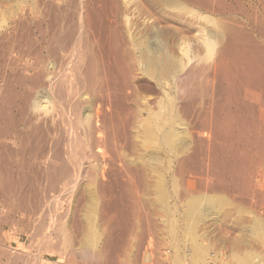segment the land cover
<instances>
[{"label": "rangeland", "instance_id": "1", "mask_svg": "<svg viewBox=\"0 0 264 264\" xmlns=\"http://www.w3.org/2000/svg\"><path fill=\"white\" fill-rule=\"evenodd\" d=\"M40 3H41L40 4L41 6H39L38 11H35L33 6H32V0H0V108H1V110H4V113H5L3 115L4 117L3 116L0 117V123H1V125H0V128H1L0 129V164L2 165V166L0 165V167H2L5 172L7 171L10 174V176L12 173L13 174L12 176L15 180L17 178H19V179L23 178V180L17 179L18 183L20 182V184H18L17 181L13 180V182H11L9 185V187L11 188L9 191H1L2 185L0 184V264H33V263L34 264H45V262H46V264H49V263H51V264H59V263L60 264H66L65 263L66 258H63L62 255L64 252H62V251L67 250L70 252L71 247L70 248L69 247L67 248L66 246L63 247L64 244H63L62 240L64 238L63 237L64 235H60V234L67 232L66 233L67 235L69 234V236L71 235L73 238L76 239L75 241H74V239H72L75 242V243L73 242V244L76 246L80 245L82 240H83V234L86 235L88 233V231H90V223H89L88 218H92L94 220L93 224H94V227L96 230V237L97 238L95 237L94 240L91 241V243H90V249L95 253V255L91 256V253L87 255L84 252H80L78 250H75L76 253H74V256H76L75 259H76V262L78 264H93V263L95 264L96 262L98 263L99 259L96 256L97 252H99V250H101V248L104 247V244L107 241L106 239L109 237H111L112 241H111V239H110V241L113 243V244H111V247H113L111 252L113 251L112 254H113L114 260L109 262V263L106 262L105 264H143V258L142 257H143L144 249H145V246L147 245V243H149V246H151L153 249V254H152L153 264H164L165 262H166V264H172V263H175V264H178V263L179 264H186V263L191 264L190 263L191 257L193 256L194 250L196 249V247H195L196 243L195 242L197 241V239H198L197 242H199L200 247L202 248L201 250H203L206 254H208V256H211L212 254L214 256H216L217 254L222 253V255H221L222 258L220 257L222 260L219 259V261H218L220 264H239L237 258L235 257V254H237V255H243L244 254V255H248V256L250 255L249 256L250 260H252L251 264H263L264 263L263 262L264 261V244L262 243L263 241L259 240L260 237L256 234L257 231L254 228L257 223H259V225L262 228L264 226V198L261 195H259V193L261 192V189L259 187V182L256 180V177H255V171L257 170V167L255 166L256 168H254L253 163L250 164L251 161H247V164H245V165L249 166L248 167L249 169L247 167L243 169V167H245V165L244 166L239 165L240 162L238 164H236L234 162L233 158L229 154H228L229 156L228 155L224 156L226 154H223V153L222 154L219 153L221 156L219 155L216 157V159L219 161V163H214L215 159L213 157H210V155H209V151H211L209 146H211V144H214L217 142L221 143V141H223L222 143H224V145H226L228 143V141L225 139L224 136H223L224 138H220V135H221V137L223 135L221 133L218 135H215L218 130L214 131L215 130V129H213L214 125L212 127V124L211 125L207 124L208 125L207 126L203 123L204 121H202L204 119V116L202 117V115H204L205 111H206V109H204V108L207 107V109H208L209 104L211 106L214 102L219 101L218 98L220 96L218 91H217V89L219 88V85H218L219 83L217 80L219 78L216 79L217 82L215 81V84L218 83L217 84L218 86L214 84L217 89L213 85H208L209 80L212 79L210 81L211 83H209V84H212V82L215 78V75H214L215 73H213V72H215L214 71L215 64L220 60V57H221L222 43L219 42V41H221V38H219L220 37L219 35H218L219 37L216 36V38H213L217 42V46H216V51H215L216 53H214V56H213V59L211 60V63L209 64L208 63L209 61L207 63H206V61L202 62V60H200L199 58L196 57L190 62L189 66H187L188 68H186L187 71H189V72H191V71L193 73L197 72L195 74V76L196 75L197 76H196V78H194L195 81L193 80L194 83H192V81H189V82H191L192 85L188 82L189 88L187 87L188 89H186V91L189 94H187V95L184 94L185 95L184 97L182 95H179L175 98V100H177L175 102V109L177 108L176 113L178 115V119H177V121L175 120V122L172 124L176 128L175 129L176 130L175 135H174L175 137H173V140H172V142H175L174 145L171 144L172 142L166 143L163 140H161V135L158 134L161 131L154 124L155 122L150 123V125L152 126V128H151L152 133L155 131L154 132L155 135H153L152 133L148 132V126L147 125H149V123H147L143 119L139 120V117H135L138 114V112L136 113L135 111L140 110L141 107L146 104V103L144 104V102H148L147 104H151L150 106L154 110L158 109V106L155 103L162 96V92H163L160 89L159 85L157 84L156 80L153 77H151L150 74H146L147 72H144L142 69H139L138 67H136L133 70L134 73L131 72L132 75L131 74H130L131 76L129 75V79L130 78L133 79V80L130 79L132 82L129 80V82H131L130 86L132 87V89H134L133 91H135L134 92L135 94H134L130 88V90L132 92L131 96H135V95L136 96L133 97L134 100L132 99V97H130V100L133 102L129 103L128 102L129 100H128L126 103V106H127L126 109L129 111L130 110L129 108H131L130 111H133V112H130V111L129 112L132 115L136 114V115H133L134 121L132 123L133 119L131 118V120H129L130 122L126 124L125 129H124V130H126L125 131L126 133H123V135H125V137L120 136L121 137L120 141H119V138H116L117 141L114 140L112 137L113 135H111V137H110V140H111L110 143L111 144L110 145L111 146L114 145L115 149H111V148H113L111 146H110V148H105V150L108 149V153L106 152L107 150L105 151L107 154L104 152V155L106 154L105 158H107V159L101 157V159L102 160L105 159L104 161H106V162L109 161L111 163L114 161L112 164H109L108 162L107 163L103 162V164H106L105 167H107L108 169L104 168V167L103 168L105 170L106 177L109 179L108 176H110L111 182L116 183V184L113 183V185L116 188V192L117 191L118 192L116 193L114 190V193L110 194L111 196L110 195H107L109 197L105 196L107 198H105L104 196L101 197L102 195H99V194H101L100 191L98 190L99 188L98 189L95 188L96 185L94 187H92L93 185L91 184L90 179H88L89 178L88 175L86 176V174H85V173H88L86 169L88 168V164H90L89 159L83 160L84 164L82 165L83 173H84L83 177L85 178V176H86V179L88 182L82 177L81 181H83V182L85 181V182L81 183V181H80L81 184H80V186H78L79 192L76 191L77 190V188H76V189H74L76 192L74 190L70 191L73 194L72 193L69 194L70 192L65 193L67 191H64L60 184H58L56 186V188L59 187L58 190L62 188L61 190H59L60 192H58L57 189L51 190L49 192L46 190V180L43 177L46 175V173H45L46 170H45L44 165H45V162L48 161L47 160L48 156L50 158V155H51L50 148L52 146V142L55 140L54 139L55 136L58 139V137H57L58 132H59V134L64 133V131L67 130L66 129L67 126L65 123H63L61 121L62 118L66 119V117L63 115L62 107L59 103H57V101L52 99V102L54 101L55 106H53L54 104L52 102H50L51 103L50 109L52 106L55 108L58 105L57 110H56V108L53 109V107H52L51 113L49 112L50 115L47 114L48 112L47 113L44 111L42 112L41 110H40L41 112H39L38 110H35V108H33L34 101L39 100L41 98L40 96L49 92L48 90L51 88V87L49 88V86H48L49 82H48V80H46V76H44L45 75L44 73H46L49 70V63H50V59H48L46 50L44 49V51H43V48H45V46L48 42V39H45V41H44L45 37H44V35L42 36L40 28L42 29L43 34L46 33L47 31H50V35H52L55 30H57L59 27H61V25L59 26L58 24H55L54 26H52L51 24L49 25L48 20L50 19V14L53 15L51 12L52 10L49 9L43 1H40ZM228 3L230 5V7H232L231 9L233 12H231V13L229 12L227 14L220 15L217 13L215 14V13L207 12V14H209L211 17H214L216 19L215 20L216 23H214L216 26L214 24H209V26L215 30H219L220 35H221V33L223 34L224 25L222 24V22L227 21V22H223L225 25H227V23L229 21H231V19H228L229 17L234 18V16L237 15V17L240 18L241 15L238 13L239 12L238 8H239L240 3H242L240 6L243 9L245 7L244 11H246L248 13V15L246 14L247 16L244 15L241 17L242 19L239 20L240 22H242L241 25L245 26L244 24H246L247 27L251 28L254 35H255L256 40L257 41L259 40L260 42L263 43L264 34L262 32V30H263L262 28L264 26L262 25V23L264 24V21H263V19H264V0H228ZM242 5H244V6H242ZM177 7L178 6H176V8H175V27L176 28L182 27V25H186L187 22H185V19H187V17H189V16H187V14H185L184 10H182V9L179 10V7H178V9H177ZM67 10H68V7H67ZM165 10H169V9L166 8ZM32 11H33V13H32ZM66 14L68 17L69 13H66ZM248 16L253 18V23L256 21L255 25L251 26L252 23L251 24L247 23V20H248L247 17ZM222 17L225 19L227 18V19L221 20ZM233 18H232V20H233ZM133 20H134V17H133ZM217 20H219V21H217ZM66 21L67 20H65V23L63 24L64 27H66V25L68 27V24H66L67 23ZM74 21H76V20H74ZM243 22H245V23H243ZM231 24L232 23L229 22L228 27ZM238 24H240V23H238ZM222 25H223V27H222ZM36 26L37 27L40 26V28H37ZM55 26H57V27H55ZM195 26H196V24L194 25V27ZM19 27H20V29H19ZM64 27L63 28L61 27V29H64ZM256 28H259V29H256ZM65 30H66V28H65ZM51 31H53V32L51 33ZM185 34H182V35L185 36ZM186 35L191 37V39L193 38L192 34L187 33ZM223 35H222V37H224ZM75 36L76 37H74V39L78 40V42H79L78 44H80L79 35L77 34ZM259 37H260V39H259ZM66 40L67 41H65V42H68L70 45H71L70 41L71 40L74 41L73 38L72 39L69 38ZM175 42H177V40ZM82 44L83 43L80 44V47H81V50L84 51L83 46H85V45L84 44L82 45ZM9 45H10V47H9ZM220 47H221V49H220ZM175 48H176V53H177V51H178L177 45H175ZM41 51H43V52H41ZM41 54H43V55H41ZM45 55H46V57H45ZM176 55H178V53ZM36 58H39V61H41V62L43 61V63H44V64H42V63L40 64L38 62L39 66H37V69L41 68L40 70L42 72L47 70L46 72L43 73V82L38 84V85H36L33 80H28V79L21 80L20 79V76H23V75H25L27 77L33 75L34 70L32 69V65L36 62ZM198 59H199V61L197 62ZM204 63H205V65H204ZM40 65H42L43 67L45 66L46 70H44L45 68L43 69V67ZM75 65H74L75 67L73 65H71L68 68L69 69L68 71L71 72V74L69 73V77L70 76L73 77V79L70 80V81H72V83L70 84V81L68 83V84H70L69 87L72 86L73 82L76 80L77 75H75V74H78V72H80L79 68H77V64H75ZM191 65L194 68L193 67L191 68ZM200 65L201 66L203 65V66L201 67ZM73 67L75 69L76 68L77 69L75 70V69H73ZM203 67H205L207 69H204ZM59 69H61V68L56 69L55 74L53 76V78H54L53 80H55L56 78L58 79V76H60L61 73H63L61 70L59 71ZM81 70H83L82 71V73H83L84 69H81ZM136 70H138V72ZM197 70L201 71V72L199 73ZM12 71H13V73H12ZM15 71H16V73H15ZM20 73H22V75ZM58 73L60 75H58ZM199 74H200V79L198 80ZM55 75H57V76H55ZM150 78H151V80H150ZM165 79L163 80V82H167V84H169L170 82L172 83L171 78H165ZM9 80H10V82H9ZM15 80H17V81H15ZM77 80H78V78H77ZM77 80L74 83H78ZM202 80H203V82H202ZM5 81H8L9 83L6 82V84L8 83L6 85ZM23 81L24 82L26 81V82L24 83ZM46 81H47V83H46ZM168 81H169V83H168ZM22 82H23V84H22ZM195 82L197 83V87H194V86H196ZM31 83H32V85H31ZM193 84H195V85L193 86ZM198 84L200 85V88H199ZM23 85H24V87H23ZM157 85H158V87H157ZM205 85H207V86H205ZM241 85H243V84H241ZM241 85H240V87H242ZM73 86L74 87H72V88H76V87L78 88V84L76 86L74 84ZM169 86H167V87H169ZM208 86H210V87H208ZM84 88L79 89L80 93L83 92V90H84L85 93L83 92L84 93L83 96H80V94H78L79 99L77 96L74 98L78 99L77 101L81 102L82 105L84 103L85 104L84 108H87L88 106H91V107L93 106L92 108L95 109L96 104H94V101L91 99L92 98L91 95H93L94 92L89 87H86L85 89ZM196 88H197V91L193 90ZM210 88L211 89L214 88L212 90L214 93L210 92V90H211ZM243 88L245 90V87H243ZM190 89H191V91H190ZM240 89H242V88H240ZM198 90L201 92V95H200V92ZM242 90L240 91L239 96L241 97V99L243 98V100H244L245 99L243 96L244 92H242ZM45 91H47V92H45ZM87 91H88V93H87ZM194 91L197 94L194 93ZM190 92H192L194 97H192L193 95L190 94ZM137 93H138V95H137ZM139 93H141V94H139ZM208 93H211L213 95L212 96L209 95L210 96L209 97L208 95H206ZM222 94H223V89H222ZM87 95H88V97H87ZM89 95H90V97H89ZM215 95H217V98ZM180 96H182L181 99L179 98ZM196 96L198 97L197 99H196ZM145 97H146V99H144ZM200 97L202 98V100ZM204 97H207V98H204ZM74 98H73V100H75ZM80 98H81V100H80ZM155 98H156V100H155ZM262 98L260 99L261 101H259L258 103H254L256 111H260V106H261L260 102H263ZM87 99H89V100H87ZM186 99L188 100V102L187 101L183 102ZM213 99H214V101H213ZM9 100H11V104H9L10 103ZM142 100H143L144 105H142V103H140ZM196 100H197V102H196ZM204 100H205V102H204ZM83 101H85V102H83ZM136 101L139 102L140 107L138 105V102H136ZM244 101L246 102V100H244ZM89 102H91V103H89ZM189 103H191V104H189ZM132 105L134 106L135 109L132 108L133 107ZM185 105H187L188 107L186 106V108H185ZM232 106H234V105H232ZM258 108H259V110H258ZM232 109L234 110L235 108H232ZM203 110H204V112H203ZM6 111L9 112V114ZM52 112H54V113H52ZM57 112L59 114H57ZM192 112H193V114H192ZM202 112H203V114H202ZM51 114H53L54 116L56 114V116L59 117V119H57V117H54V116L51 117ZM68 115H69V117H73L70 113H68L67 116ZM60 117H61V119H60ZM1 119H3V122ZM56 119L58 120V122L60 120V122L57 123ZM10 120H11V123L13 125L8 124L10 122ZM180 120H182V121H180ZM14 121H15V125H14ZM53 121H55V122H53ZM5 122L7 125L5 124ZM141 122L142 123L146 122V123H144L145 125H142ZM22 123H24V124H22ZM54 123L55 124L57 123L56 124V125H58V126H56L57 128L55 127ZM128 124H130L129 128H128ZM183 124H185V125H183ZM213 124H215V123H213ZM52 125L54 128L57 129L56 131H55V129H53V127H51ZM4 126H7L8 128L4 127ZM62 126H65V128ZM162 126H163V128H165L166 126L169 127L171 125L169 123H166V125H164V123H163ZM162 126H161V128H162ZM59 127H61V129ZM3 128H5V129H3ZM6 128L8 129L9 133H8ZM42 128H43V130H42ZM58 128L60 129V131H58ZM156 129L158 132L156 131ZM221 129L222 128L219 129L218 133L221 132ZM1 131H2V133H1ZM3 131H6V133H8V134H6ZM10 131H11V133H10ZM12 131H13V133H12ZM14 132L18 133V134H15ZM4 133L6 135H4ZM28 133L29 134L31 133L32 135L30 134L28 136ZM128 133L131 137L129 135H127ZM147 133L151 134L152 136L148 135ZM17 135H19V137ZM185 136H187V137H185ZM123 137L125 139H123ZM26 138H27V140L23 141V139H26ZM43 138L45 141L43 140ZM223 139H225V140H223ZM122 140L123 141L125 140L124 142L128 143V144H125ZM112 141H114V144H112ZM121 141H122L123 146L120 144V146H121L120 147V146H118L117 143L118 142L121 143ZM224 141L225 142L227 141V143H225ZM210 142H212V143L210 144ZM208 143L210 145H208ZM39 144H41V145H39ZM129 144H130V146H128ZM125 145H126V147H125ZM116 147H117V149L119 148L120 150H123V151L121 152V151H119V149L117 150ZM122 148H124L126 152ZM197 149H198V151H196ZM30 151H32V153ZM109 151H113V152L111 153ZM234 151L237 153L239 151V147L235 146ZM119 152H121V153H119ZM193 155H194V157H193ZM249 155H250V157L254 156V153L252 150H249ZM100 156L101 155L99 154V158H100ZM114 156L116 157L115 160L113 159ZM123 156H124V158H123ZM126 156H127V158H126ZM156 156H158V157H156ZM111 157H113V158L110 159ZM219 157H221V159H219ZM121 158L124 159L125 165H122L124 163H123V160ZM3 159L7 160L8 163H10V164H8V163L6 164L7 161L4 162ZM117 159L119 162H117ZM187 159H189V160H187ZM211 159H213V161ZM223 159L227 162V164L222 162V161H224ZM209 160H210V162H209ZM220 160H221V163H220ZM38 161H40V162H38ZM115 161L117 163H115ZM125 161L126 162L128 161V163H129V161L132 162L131 163L132 165H129L132 167H129ZM2 162H3V164H2ZM7 165L8 166L11 165V166H9V168H8ZM109 165L112 167L111 170L115 171V172H112L111 174L109 173V172H111V170H110L111 167L110 168L108 167ZM114 165H118V167L119 166H121V167H119L120 168L119 169L117 166H114ZM113 166L115 167V169ZM6 167H7V170H6ZM124 167H126V168H124ZM132 168H133L134 172L131 171ZM137 168H140L138 170L139 172L142 170V168H143V171H141V173H139L136 171ZM253 169L254 170L256 169V170L254 171ZM0 170H1V168H0ZM40 170H42V172ZM122 171L124 173H122V175H121L120 172H122ZM126 171L129 174L130 173L131 174L127 175L128 173ZM244 171L245 172L247 171V173L245 174ZM116 172H118V173L116 174ZM134 173H136L138 175L144 173L145 174L144 179H143V175H142V177L140 175L137 178V175ZM248 173L250 174L249 175L250 178H248V175H247ZM22 174H23V176H22ZM114 174L116 176L119 174L120 176L118 175L116 178V176H114ZM124 174L126 176H124ZM19 175H21V176H19ZM36 175H38L39 178ZM35 176H36V180H38V179L39 180L37 181L36 184H33L36 181L34 179ZM41 176H42V178H40ZM129 176L131 178H129ZM25 177L29 178V179L31 178V179L30 180L27 179V182H26ZM125 177L126 178L128 177V179H125ZM135 178H137V180ZM116 179H117L118 183L116 182ZM122 179H124L125 181L127 180V182H130L131 179L134 181V179H135V181H134L135 183L131 181L132 183L127 184ZM138 179L140 181L142 179L145 181L143 182V180H142L140 182ZM147 180H149V181H147ZM122 181H124V183L126 185L122 184ZM21 182H22V184H21ZM30 182H33V183H30ZM89 182H90V185L88 184ZM248 182H249V184L246 185V183H248ZM141 183L143 185H141ZM221 183H223L224 186L222 187L223 189L219 188L220 189V191H219L220 193H219L218 190H216L215 188H217L219 186L221 187L222 186ZM86 184L89 185L88 186L89 189H88V187L85 188V186H87ZM121 184L123 187L125 185V187H124L125 190H121ZM137 184H139V185H137ZM213 184L214 185L216 184L217 187L214 186L215 188H212L213 186H211V185H213ZM128 185L130 188L127 187ZM132 186H134V187H132ZM140 186H141V188H140ZM126 187L128 188V190H126L127 189ZM82 188H84V190H85V191L83 190V192L81 193V195L83 196L82 199L84 198L83 200H81L80 199L81 197L79 196L80 192L82 191ZM254 188H256L258 190L253 191V190H255ZM211 189H212V191H211ZM213 189L216 190V193L218 194V196H219V194H220V196L222 195V197L224 196L223 198L226 201V202L223 201V203L218 204V207H216L217 205L215 206L208 201L207 196L212 195V192H213V195H217V194H215V191ZM249 189L250 190L252 189V192H250ZM86 190H89V191H86ZM161 190L164 192H162ZM248 190H249V192H248ZM90 191H92L95 194V198H96V200H94L95 201L94 206L96 205L95 209L93 207H91L93 205L91 202H93V201H90V199H91L89 197L91 194ZM97 191H99L98 192L99 194L97 193ZM124 191H127V193L125 192L127 194L126 196H125ZM129 191L130 192L132 191V192L130 193ZM3 192H5V193H3ZM63 192L65 195L62 194ZM85 192H86V194H85ZM135 192H137V193H135ZM245 193H247V194H245ZM25 194L28 198L25 196ZM74 194L77 197H75ZM112 194H117L116 197L119 196V197H117L118 199L116 197H112ZM158 194H159V196H158ZM84 195L85 196L89 195V196L85 197ZM122 195H123V198H122ZM200 195L203 198H207L206 200H204L205 202L202 201L203 198H201V197L198 198V196H200ZM97 196H98V198H97ZM113 196H115V195H113ZM128 196H130V197H128ZM181 196H182V198H181ZM196 196H197V198H196ZM88 197H89V199H88ZM75 198H77V199L79 198L80 200L76 201ZM110 198H112V199L114 198L112 201L116 200V202L118 204L115 205L116 202H114L115 204L112 205V207L111 206L109 207L108 206L109 204H107V202L109 203V200L111 201ZM45 199H47V200H45ZM48 199H50L49 201H51V203L48 201ZM98 199H100L101 202H99L100 200L97 201ZM24 200H25V202H24ZM87 200L89 203H87ZM102 200L103 201L107 200L106 202H104V205H103ZM194 201H195V203L199 202L196 205L199 204L198 206L202 207L203 216L201 217V219H199L197 221L195 234H193V237H191L190 233H189L190 234L189 235L188 232H184V231L186 230L185 227H187V224H188V223H186V221L188 222V219H186L187 218V215H186L187 212L186 211H188L189 207L191 206V204ZM17 202H18V204H17ZM78 202H79L80 206L78 205ZM207 202H209L207 204L208 207H206ZM26 203H28L30 206H27ZM95 203H97V204H95ZM224 203L225 204L227 203V204L225 205ZM155 204H157V205H155ZM202 204L204 205V207L202 206ZM209 204L213 205V207L210 206ZM15 206H17V207H15ZM72 206H76V208L78 207L79 209L78 208L77 209L80 211V212H78V214L79 213L80 214L77 215L78 216L77 218L80 219V221L83 223V225H82L83 229H82V232L80 234H79L80 231L75 232L73 227H71L73 220L72 221L68 220L70 218H68L66 220V217H64L65 219L63 218V220L62 219L60 220V224L62 223L61 221H63V223L65 224V227L67 226V229L69 227H71L72 231L70 229H68L70 231V233L67 229H66L67 231L65 230L64 232H61V233L59 232L60 234L58 232L56 233V231H59V230L61 231L62 228L54 229V227L53 228L49 227L48 224L46 223V228H44V231H41L42 233L39 232L37 234L38 231H36L37 229L35 228L36 224H35V222H34V224L31 222L35 221V219L40 214L43 215L42 214L43 212L47 213L48 216H52L51 214L52 213L54 214V212L58 213V214H60V213L64 214L65 213L64 211L67 210V208H70ZM209 206L211 209H207V208H209ZM22 207H24V209L25 208H27V209H25V211H24V209L22 210ZM101 207H102V209H101ZM20 208H21V210H20ZM92 208H93V211H92ZM114 208H115V211H114ZM31 209H33V210H31ZM216 209H217V211H216ZM38 212H40V213H38ZM32 213H33V215H32ZM81 214H82V216H81ZM18 215H19V217H18ZM32 216H34V217L31 218ZM20 217H21V219H24V220L21 221L19 219V221H18V218H20ZM12 219H14V220H12ZM26 220L27 221L30 220V221L26 222ZM6 221H8V222L5 223ZM24 223H28V224L25 225ZM67 224H69V225H67ZM28 225L31 227H29ZM172 225H174V226L172 227ZM32 226L35 229L34 228L32 229ZM47 226H48V228H47ZM28 228L30 229L29 231H27ZM49 228H50V230H49ZM33 230H35V231H33ZM71 232H73V234ZM40 233H41V235L42 234L45 235L44 236L45 242H44V240H42L43 236H41ZM35 234H37V235H35ZM55 234H59V235L56 236ZM74 234L76 237L73 236ZM38 235H39V238H37ZM50 235H51V237H50ZM54 236H56L57 238H55ZM2 237H3V239H2ZM49 237L50 238L53 237V239H51L52 241L49 240L50 239ZM40 238H42V239H40ZM58 238L61 239L59 242L57 241ZM251 238H253V239H251ZM192 239H194V241ZM53 240H54V242H53ZM77 240H78V243L80 242V244H78V243L76 244ZM37 241L39 242V244H40V242H41V244L43 243L44 246L40 245V246H43V248L40 247L39 245H36V244H38ZM48 241L52 242L54 245ZM56 241L59 244L56 243ZM220 241H224V242H220ZM246 241H248V242H246ZM44 243L45 244L47 243V244L45 245ZM252 244L253 245L255 244V247ZM61 245H62L63 250L60 248ZM45 246L48 249H46ZM38 247H40V250H38ZM58 247H59V249H58ZM49 248L50 249L53 248V249H51L52 252L50 251ZM65 248H67V249L64 250ZM165 250L169 251L166 256H164L162 254V252ZM59 252H62V254ZM214 253H217V254L215 255ZM223 258L224 259L228 258L227 259L228 263H225L226 259L224 261ZM32 260H34V261H32ZM42 260L45 262H43ZM13 261H16V262L13 263ZM25 261H27V262H25ZM82 261H85V262H82ZM79 262H81V263H79Z\"/></svg>", "mask_w": 264, "mask_h": 264}, {"label": "bare ground", "instance_id": "2", "mask_svg": "<svg viewBox=\"0 0 264 264\" xmlns=\"http://www.w3.org/2000/svg\"><path fill=\"white\" fill-rule=\"evenodd\" d=\"M40 1H43L46 4V6L52 10L51 12L53 15L50 14V19L48 20L49 25L51 24L52 26H54L55 24H58L59 26L61 25V27L63 28L64 27L63 24L65 23V20H67L66 24H68V27L66 25V27H64V29H61V27H59L57 30H55V31L53 30L54 33L52 35H50V31H47L46 33L43 34L40 26L39 27L36 26L37 28H40L42 36L44 35V37H45L44 41H45V39H48L46 46L44 45L45 48H43V51H44V49L46 50L48 59H50L49 70L47 71L46 67L45 66L43 67L42 65H40V66H42L43 69L45 68L44 70H46L47 72L44 71L43 69L42 70L46 73L42 72L40 70L41 68L37 69V66H39V63L40 64L41 63L44 64V63H43V61L42 62L39 61V58H36V62L32 65V69L34 70L33 75L28 76V77L25 75L20 76L21 80H26V79L33 80L34 83L36 85H38V84L43 82V73H44L45 74L44 76H46V80H48V82H49L48 86H49V88L51 87L50 88L51 90L48 88L49 92L45 91L47 93L40 96L41 98L39 100L34 101L33 108H35V110H38L39 112L44 111L46 113L48 112L47 114H49V112L51 113L52 107L55 106L54 101L52 102V99H53L61 105L62 113L66 117V119L62 118L61 121L66 124L67 130L64 131V133H60V134L58 132V136H57L58 139L56 138V136H55V138L53 137L55 140L52 142V146L50 148V151H51L50 158L48 156V159H47L48 161H46V162L44 161L45 162L44 167L46 170V172H45L46 175L43 177L46 180V190L48 192L51 190H56V189L58 190L59 187L56 188V186L58 184H60L62 186L64 191H67L65 193H68V192H70L76 188H77L76 191L79 192L78 186H80V184L83 182V181H81L82 177L84 176L82 165L84 164L83 160H85V159L90 160V164H88V168L87 169L85 168L88 173H85V174H86V176L88 175L89 178L88 177L87 178L90 179V182L93 185L92 187H94L96 185L95 188H97V189L99 188L98 190L100 191L101 194L98 193L99 191H97V193L99 195H102L101 197H103V196L105 197L107 195H110L111 193H114V190L116 192V188L113 185V183H115V182H113V183L111 182L110 176H108L109 179L106 177V173L104 170V168H107V167H105L106 164H103V162H106L104 160L107 159V158H105V156L108 153V149H106L107 150L106 151L105 148H110V146H111L110 145L111 144L110 143L111 135H113L112 137L116 141H117L116 138H119V141L121 140L120 136L125 137V135H123V133H126L125 132L126 130H124L126 124L130 122L129 120H131V118L133 119L132 123L134 121L133 115H136V114L132 115L130 113V112H133V111H130L131 108H129L130 112L126 109V107H127L126 103L128 100H129L128 101L129 103L133 102L130 100V97H132V99H133V97L136 96V95L131 96L132 92L134 93L135 91H133L134 89H132V87L130 86L131 82H132L130 79H132V78L129 79V75L131 74V72L134 73L133 70L136 67H138L139 69H142L144 72H147L146 74H150L151 77H153L156 80L157 84L159 85L160 89L163 92H162V96L155 103V104H157L158 109L154 110L150 106L151 104H147L148 102H144V104L146 103L144 105L143 100H142L140 103H142V105H144V106H142L141 109L138 111L134 110L136 113L138 112V114L135 117H139V120L143 119L144 121L149 123V125H147L149 133H152V129H151L152 126L150 125V123L155 122L154 124L161 131V132L159 131L160 133H158L161 135V140H163L166 143L172 142L173 137H175L174 135H175V131H176L175 130L176 128L172 124L175 122V120L177 121V119H178V115L176 113L177 108L175 109V102L177 100H175V98L179 95H182L184 97L185 95L189 94L186 91V89L189 88L188 82L192 81V83H194L193 80L197 76V75L195 76V74L197 72H194V73L192 71L189 72V71H187L186 68H188L187 66H189L190 62L196 57L199 58L200 60H202V62L206 61V63H207L209 61L208 63L210 64L211 60L213 59L214 53H216L215 51H216V46H217V42L213 38H216V36L219 35L220 37L219 36L218 37L221 38V41H219V42L222 43V46H221L222 49L220 47L221 57H220V60L215 64V68H214L215 72H213V73H215L214 74L215 78H214L212 84H209V83H211L210 81L212 80V79H210L208 82V85L215 86L219 83L218 84L219 88L217 89L216 86H215V88L217 89L220 96L218 98L219 101L214 102L211 106L208 103L209 108L208 109H207V107L204 108V109H206V111H205V114L202 115V117L204 116V119L202 121H204L203 123L205 125H207V124L211 125L212 124V127L214 125V127H213V129H215L214 131H217V130L219 131V129L222 128L221 132L218 133V131H217L215 135H218L220 133L223 134L222 137L220 135V138L225 137V139L228 141V143H227V141L226 142L224 141L225 143H227L226 145H224V143H222L223 141H221V143L217 142L214 144H211L212 142H210L211 146H209V147H210L211 151H209V155H210V157H213L215 159L214 163H219V161L216 159V157L220 155L219 153L226 154L224 156H227L229 154L233 158L234 162L236 164H238L240 162L239 165H241V166H244L245 164H247V161H251L250 164L253 163L254 168L257 167V170L255 169L256 171L254 169L253 170L255 171V177H256V180L259 182V187L261 189V192L259 193V195H261L264 198V40H263V43L260 42L259 40L257 41L252 29L247 27L246 24H244L245 26L241 25L242 22L239 21L240 19H242L241 17L246 15V14L248 15V13L246 11H244L245 7L243 9L240 6L242 3H240L239 8H238L239 9L238 13L241 15V17L239 18V17H237V15L234 16V18L229 17L228 19H231V21H229V22L232 23L231 25H229V27H228L229 22L227 23V25H225L223 22H227V21H223L222 24L224 25V28H223L224 29V31H223L224 35L222 33L220 35L219 30H215L209 26V24L216 23V21H215L216 19L214 17H211L209 14H207V12H211V13H215V14L217 13L220 15L227 14L229 12L230 13L233 12L231 9L232 7H230V5L228 3V0H32V6H33L35 11H38L39 6H41ZM175 5L179 7V10H181V9L184 10L185 14H187V16H189V17H187V19H185V22H187V24L182 25V27H178V28L175 27V8H176ZM242 6H244V5H242ZM67 7H68V10H67ZM178 7H177V9H178ZM166 8H168L169 10H165ZM32 13H33V11H32ZM66 13H69L68 17H67ZM133 17H134V20H133ZM232 18H233V20H232ZM224 19L225 18L222 17L221 20H224ZM247 19H248L247 23H249V24L252 23L251 26L255 25L256 21L253 23V18L248 16ZM74 20H76L78 23ZM217 21H219V20H217ZM263 21H264V19H263ZM238 23H240V24H238ZM243 23H245V22H243ZM195 24H196V26L194 27ZM223 25H222V27H223ZM262 25L264 26L263 23H262ZM55 27H57V26H55ZM65 28H66V30H65ZM19 29H20V27H19ZM256 29H259V28H256ZM262 29H263L262 32L264 34V27ZM53 31H51V33ZM76 33L79 35L80 44L83 43L85 45V46H83L84 51L81 50L80 44H78L79 43L78 40L74 39V37H76L75 35H77ZM185 33L186 34L187 33L192 34L193 38L191 39V37L187 36ZM182 34H185V36ZM222 35L224 37H222ZM69 38L70 39L73 38V40H74V41L69 40L71 45L68 42H65V41H67L66 39H69ZM259 39H260V37H259ZM176 40H177V42H175ZM175 45H177L178 55H176L177 53H176ZM9 47H10V45H9ZM43 51H41V52H43ZM41 55H43V54H41ZM45 57H46V55H45ZM199 59L197 60V62L199 61ZM75 64H77V68H79L80 72H78V74H75V75H77L76 80L78 78V80H77L78 83H74L76 81L75 80L73 82V85L75 84V86H76L78 84V88L77 87L72 88V87H74L73 85L69 87V85L72 83V81H70V80H72L73 77H71V76L69 77V73L71 74V72L68 71L69 70L68 68L71 65L74 66ZM204 65H205V63H204ZM74 67H73V69H75ZM192 67L193 66L191 65V68ZM58 68H61V69H59V71L61 70L63 73L60 72L61 75L58 73V75H60V76H58V79L55 77L56 79L53 80L54 79L53 76L55 74V71ZM203 68L207 69L205 67H203ZM81 69H84L83 73H82L83 70H81ZM136 71L138 72V70H136ZM198 72L200 73L201 71H198ZM12 73H13V71H12ZM15 73H16V71H15ZM20 74L22 75V73H20ZM55 76H57V75H55ZM165 78H171L172 83L171 82L169 83L170 80L168 81L169 84H167V82H163V80ZM217 78H219L217 80L218 83L215 84V81ZM199 79H200V74L198 76V80ZM129 80L131 82H129ZM150 80H151V78H150ZM15 81H17V80H15ZM69 81H70V84H68ZM6 82H8V81H5V84H6ZM9 82H10V80H9ZM23 82H22V84H23ZM202 82H203V80H202ZM46 83H47V81H46ZM189 83L191 84V82H189ZM241 84H243L244 86ZM24 85H23V87H24ZM31 85H32V83H31ZM158 85H157V87H158ZM194 85L195 84H193V86ZM240 85L242 87H240ZM167 86H169V87H167ZM198 86L200 88L199 84H198ZM205 86H207V85H205ZM84 87L85 88L89 87L94 92L93 95H91L92 94L91 92H90L91 94L90 93L89 94L91 95V97H92L91 99L94 101V104H96V106L94 105L96 107L95 109L92 108L93 106L92 107L88 106L87 108H84L85 104L83 103V105H82L81 102L77 101L79 99L78 94H80V96H83V94L85 93L83 89L82 90L84 93L83 92L80 93V91H79V89L84 88ZM194 87H197V83H196V86H194ZM208 87H210V86H208ZM243 87H245V90ZM130 88H131L132 92H131ZM240 88H242L244 91ZM213 89H211L210 92H213L212 91ZM222 89H223V94H222ZM193 90L197 91V88L193 89ZM241 90H242V92H244L243 96H244V98H245L244 100H246V102L243 100V98L241 99V97L239 96V93ZM190 91H191V89H190ZM87 93H88V91H87ZM194 93H196V92L194 91ZM139 94H141V93H139ZM190 94H192V92H190ZM90 95H89V97H90ZM137 95H138V93H137ZM200 95H201V92H200ZM206 95L212 96L213 94L208 93ZM217 95H215L216 98H217ZM76 96L78 97V99L74 98ZM182 96H180L179 98L181 99ZM197 96H196V99L198 98ZM87 97H88V95H87ZM192 97H194V95ZM73 98L76 101L73 100ZM204 98H207V97H204ZM261 98H262L263 102H260V104H261L260 111H256L254 103H258L259 101H261L260 100ZM144 99H146V97ZM80 100H81V98H80ZM87 100H89V99H87ZM155 100H156V98H155ZM201 100H202V98H201ZM138 101H136V102H138ZM186 101L188 102L187 99L183 102H186ZM213 101H214V99H213ZM9 102H10L9 104H11V100H9ZM50 102H52L54 104L53 106L51 105L52 106L51 109H50V104H51ZM83 102H85V101H83ZM196 102H197V100H196ZM204 102H205V100H204ZM89 103H91V102H89ZM189 104H191V103H189ZM138 105L140 107L139 102H138ZM232 105H234V106H232ZM57 106L55 107L56 110H57ZM186 106L187 105H185V108H186ZM55 108L53 107V109H55ZM132 108L135 109L134 106ZM232 108H235V109L233 110ZM0 110H1V108H0ZM258 110H259V108H258ZM203 112H204V110H203ZM203 112H202V114H203ZM7 113L9 114V112H7ZM52 113H54V112H52ZM68 113H70L73 117H69V115L67 116ZM4 114H5L4 110H1L0 111V117L3 116ZM57 114H59V113L57 112ZM192 114H193V112H192ZM52 116H54V115L51 114V117ZM54 117H57L56 114ZM57 119H59V117H57ZM60 119H61V117H60ZM1 120L3 122V119H1ZM15 121H14V125H15ZM180 121H182V120H180ZM53 122H55V121H53ZM59 122H60V120H59ZM59 122L57 120V123H59ZM146 122H144V123H146ZM144 123L141 122L142 125H145ZM163 123H164V125H166V123H169L171 126H169V127L166 126L167 128L166 127L163 128V126H162ZM213 123H215V124H213ZM5 124H6V122H5ZM8 124L13 125L11 123V120ZM22 124H24V123H22ZM56 124H55V127L58 126ZM0 125H1V123H0ZM183 125H185V124H183ZM129 126H130V124H128V128H129ZM161 126H162V128H161ZM4 127H7V126H4ZM51 127H53V125ZM62 127L65 128V126H62ZM56 128L53 127V129H55V131L57 130ZM59 128L61 129V127H59ZM59 128H58V131H60ZM3 129H5V128H3ZM42 130H43V128H42ZM7 131H8V129H7ZM156 131H157V129H156ZM3 132L6 133V131H3ZM154 132L152 133L153 135H155ZM1 133H2V131H1ZM5 133H4V135L8 134L9 131H8V133H6V134ZM10 133H11V131H10ZM12 133H13V131H12ZM15 134H18V133H15ZM30 134L28 133V136ZM127 135H129V133ZM148 135H151V134H148ZM17 136L19 137V135H17ZM124 137H123V139H125ZM185 137H187V136H185ZM225 139H223V140H225ZM24 140L26 141L27 138L23 139V141ZM43 140H44V138H43ZM122 141H121V143H119V142L117 143L118 146H120V144L122 145ZM174 143L175 142H172L171 144L174 145ZM112 144H114V141H112ZM125 144H128V143H125ZM210 144L208 143V145H210ZM39 145H41V144H39ZM128 146H130V144ZM235 146L239 147L240 152L238 151L236 153L234 151ZM111 147H113L111 149H115L114 145ZM125 147H126V145H125ZM116 149H117V147H116ZM122 149H124V148H122ZM249 150L253 151V153H254L253 157H250ZM119 151L122 152L123 150L119 149ZM124 151H125V149H124ZM196 151H198V149ZM30 152L32 153V151H30ZM104 152L106 153L105 155H104ZM109 152L112 153L113 151H109ZM121 152H119V153H121ZM99 154L101 155L100 158H99ZM101 157L105 158V159L102 160ZM156 157H158V156H156ZM193 157H194V155H193ZM112 158L113 157H111L110 159H112ZM123 158H124V156H123ZM126 158H127V156H126ZM113 159L115 160L116 157L114 156ZM219 159H221V157H219ZM122 160L124 163V159H122ZM187 160H189V159H187ZM211 160L213 161V159H211ZM5 161H7V160H4V162ZM224 161H222V162L227 164V162L226 161L224 162ZM38 162H40V161H38ZM107 162L109 164H112L114 161L111 163L109 161H107ZM117 162H119L118 159H117ZM117 162L115 161V163H117ZM209 162H210V160H209ZM7 163H8V161L6 162V164ZM126 163L128 166L132 165L131 164L132 162H130V161H129L130 164L128 163V161ZM220 163H221V160H220ZM2 164H3V162H2ZM8 164H10V163H8ZM122 165H125V163ZM9 166H11V165H9ZM9 166L7 165L8 168H9ZM114 166L118 167V165H114ZM7 167H6V170H7ZM108 167L110 168L111 166L109 165ZM119 167H121V166H119ZM129 167H132V166H129ZM246 167L248 168L249 166L245 165V167H243V169ZM0 168H1V170L3 169L2 167H0ZM124 168H126V167H124ZM140 168H137L136 171L139 172L138 170ZM111 169H112V167L110 168V170ZM114 169H115V167H114ZM1 170H0V184L2 185L1 191H9L11 189L9 187V185L15 179L13 178L12 173L10 176V174L7 171L5 172L3 169L2 170L3 172H2ZM40 171L42 172V170H40ZM131 171L134 172L133 168L131 169ZM141 171H143V168ZM141 171L139 173H141ZM247 171L246 172L244 171L245 174L247 173ZM112 172H115V171L111 170V172H109V173L111 174ZM117 173L118 172H116V174ZM122 173H124V172L123 171L120 172L121 175H122ZM136 173H134V174H136ZM130 174L128 173L127 175H130ZM136 175H137V178L140 175H141V177L143 175V179L145 176L144 173L140 174V175H138V174H136ZM247 175H248V178H250L249 177L250 174L248 173ZM19 176H21V175H19ZM22 176H23V174H22ZM36 176L38 177V175H36ZM36 176L34 178L35 180H36ZM86 176H85V178L84 177L83 178L87 181ZM114 176H116V175L114 174ZM117 176H116V178H117ZM124 176H126V175L124 174ZM40 178H42V176ZM129 178H131V177L129 176ZM137 178H135V179L137 180ZM17 179H19V178H17ZM17 179L15 181H17ZM27 179H29V178L25 177L26 182H27ZM125 179H128V177L127 178L125 177ZM135 179H134V181H135ZM19 180H23V178L19 179ZM38 180H36L35 183H33V182H30V183L36 184ZM122 180H124V179H122ZM80 181H81V183H80ZM124 181H122V184H125V183L130 184V183L134 182L132 179H131L132 182L130 180H129L130 182H127V180H126L124 183ZM144 181L145 180H143V182ZM147 181H149V180H147ZM90 182L88 183L89 185H90ZM116 182H117V179H116ZM17 183H18V181H17ZM18 184H20V182ZM21 184H22V182H21ZM88 184H86L87 186L84 185L85 188L89 186ZM122 184H121V190H125L124 187L126 184L124 185V187L122 186ZM139 184H137V185H139ZM221 184H222L221 187L220 186L217 187L216 184L215 185L213 184L211 186H213L212 188H215L214 186H216L217 188H215V189L218 190V192H219L220 191L219 188H222L224 186L223 183H221ZM247 184H249V182L246 183V185ZM141 185H143V184L141 183ZM127 187H129V185ZM132 187H134V186H132ZM140 188H141V186H140ZM61 189H59V190H61ZM88 189H89V187H88ZM254 189L255 190H253V191L258 190L256 188H254ZM59 190H58V192H60ZM83 190H84V188H82V191L80 190L81 192H80L79 196L81 198L78 196L81 200L84 199V198L82 199L83 196L81 195ZM126 190H128V188ZM216 190H214L215 194H217ZM249 190H248V192H249ZM86 191H89V190H86ZM211 191H212V189H211ZM90 192H91L90 196L89 195H86V196L84 195V196L85 197L89 196L91 198L90 201H93V202H91L93 204V205L91 204L92 205L91 207H93L95 209L96 208V205L94 206V202H95L94 200H96L95 194L92 191H90ZM125 192L127 193V191H124V193ZM162 192H164V191H162ZM250 192H252V189L250 190ZM3 193H5V192H3ZM71 193L72 192H70L69 194H71ZM126 193H125V196L127 195ZM135 193H137V192H135ZM247 193H245V194H247ZM62 194H64V192ZM85 194H86V192H85ZM113 195H115V196H113ZM116 195L117 194H112V197H116ZM25 196H26V194H25ZM158 196H159V194H158ZM75 197H77V196L75 195ZM89 197H88V199H89ZM107 197H109V196H107ZM107 197H105V198H107ZM117 197H119V196H117ZM128 197H130V196H128ZM200 197L203 198L201 195L198 196V198H200ZM207 197H208V201L211 204H213L215 206L217 205L216 207H218V204H221V203H223V201H225V199L223 198L224 196L222 197V195L220 196V194H219V196H218V194L213 195V192H212V195H209ZM79 198L78 199L75 198L76 201L80 200ZM97 198H98V196H97ZM122 198H123V195H122ZM181 198H182V196H181ZM196 198H197V196H196ZM100 199H98L97 201H99ZM110 199H111V201L109 200V203L107 202V204H109L108 205L109 207L110 206L112 207V205L115 204L114 202H116V200L112 201L114 198L113 199L110 198ZM206 199L207 198H203L202 201H204ZM45 200H47V199H45ZM49 200L50 199H48V201ZM106 201L105 200L103 201V205H104V202H106ZM24 202H25V200H24ZM49 202L51 203V201H49ZM99 202H101V200ZM209 202L206 203V207H208L207 204ZM87 203H89L88 200H87ZM197 203H199V202L195 203V201H194L191 204V206L189 207V209L187 208L188 211H186L187 212V214H186L187 218L186 219H188V222L186 221V223H188V224H187V227H185L187 231L184 229L185 230L184 232H188V234L190 233L191 237H193V234H195L197 221L199 219H201V217L203 216L202 207L198 206L199 204L196 205ZM17 204H18V202H17ZM26 204H27V206H30L28 203H26ZM95 204H97V203H95ZM117 204L118 203L116 202L115 205H117ZM211 204H209V205L213 207V205H211ZM78 205L80 206L79 202H78ZM155 205H157V204H155ZM202 206L204 207L203 204H202ZM210 206L207 209H211ZM15 207H17V206H15ZM24 207H22V210L24 209ZM77 208H76V206H72L70 208H67V210L64 211L65 212L64 214H61V213L58 214L55 212H54V214L50 213L52 216H48L47 213L43 212L42 213L43 215L40 214L38 217L36 216L37 220L35 219V221H32L31 223L34 224V222H35V224H36L35 228L37 229L36 231H38L37 234L41 231H44V228H46V223L48 224L49 227H52V228L54 227V229L62 228L61 231L55 230L56 233L57 232L61 233L67 229V226L65 227V224L63 223V221H61L62 223L60 224V220L61 219L63 220V218L66 217V220L68 218H70V219H68L70 221L73 220L71 227H73L75 232L80 231L79 232V234H80L82 232V229H83V226H82L83 223L80 221V219L77 218L78 217L77 215L80 214V213L78 214V212H80V211L78 210L79 208L78 209ZM93 208H92V211H93ZM25 209H27V208H25ZM25 209H24V211H25ZM101 209H102V207H101ZM20 210H21V208H20ZM31 210H33V209H31ZM114 211H115V208H114ZM216 211H217V209H216ZM38 213H40V212H38ZM82 214H81V216H82ZM32 215H33V213H32ZM34 216H32L31 218H33ZM18 217H19V215H18ZM19 219L21 221L24 220V219H21V217L18 218V221H19ZM12 220H14V219H12ZM88 220L90 223V231L87 230L88 233L86 235L83 234V240H82L81 244H80V242L78 243V240H77L76 244L78 243L80 245H77V246L74 245L73 242L76 239L73 238L71 235H70L71 236L70 237L69 234L67 235L66 234L67 232H65L63 234L59 233L60 235H64L63 236L64 238L62 237L63 238L62 241L64 244V245L62 244L63 247H65V246L67 248L71 247L70 252L66 250L67 248L64 249L67 252L62 251V252H64L62 255L63 258H66V262H65L66 264H78L76 262V259H75L76 256H74V253H76L75 250H78L80 252H84L87 255L90 253H91V256L95 255V253L90 249V243L96 237V230H95V227L93 224L94 220L92 218H88ZM29 221L30 220H28V221L26 220V222H29ZM7 222L8 221H6L5 223H7ZM24 224L27 225L28 223H24ZM69 224H67V225H69ZM33 226H32V229L34 228ZM48 226H47V228H48ZM173 226L174 225H172V227ZM29 227H31V226H29ZM71 227H69L68 229H70L72 231ZM254 228L257 231L256 234L260 237L259 240L263 241L262 243L264 244V226L262 228L259 225V223H257ZM29 230L30 229L28 228L27 231H29ZM49 230H50V228H49ZM33 231H35V230H33ZM41 233H40V235H41ZM69 233H70V231H69ZM71 233L73 234V232H71ZM37 234H35V235H37ZM59 234H55V235L58 236ZM41 236H43V239L42 238H40V239L44 240L45 235L42 234ZM56 236H54V237L57 238ZM73 236H75V234ZM50 237H51V235H50ZM37 238H39V235L37 236ZM2 239H3V237H2ZM51 239H53V237L50 238L49 240H51ZM72 239H74V241ZM110 239H111V237L107 238L106 239L107 241L105 242L104 247H102L101 250H99V252H97L96 256L99 259L98 263L96 262L97 264H105L106 262L109 263V262L114 260L113 254H112L113 251L111 252V250L113 248V247H111V244H113V243L111 242L112 239H111V241H110ZM194 239H192V240L194 241ZM251 239H253V238H251ZM60 240L61 239L58 238L57 241L59 242ZM57 241H56V243H58ZM197 241H198V239H197ZM197 241L195 242L196 243L195 244L196 249L194 250L193 256L192 257L190 256L191 262L190 261L189 262L191 264H208V259L211 256H208V254H206L203 250H201L202 248L200 247V244ZM41 242L39 244V242L37 241L38 244H36V245H39V246L43 245V243L41 244ZM44 242H45V240H44ZM48 242H50V241H48ZM53 242H54V240H53ZM220 242H224V241H220ZM246 242H248V241H246ZM50 243H52V242H50ZM62 245L60 246L61 249H62ZM43 246H40V247L43 248ZM253 246L255 247V244ZM40 247H38V250H40ZM46 249H48V248L46 247ZM51 249H53V248H51ZM51 249H50V251H51ZM58 249H59V247H58ZM62 252H59V253L62 254ZM214 254L216 255L217 253H214ZM221 255H222V253L217 254L216 256H213L214 260L219 261V259L222 258ZM249 256L244 255V254L243 255L235 254V257L237 258L239 264H251L252 260H250ZM225 259H224V261H225ZM227 259H226L225 263H228ZM32 261H34V260H32ZM14 262H16V261H13V263ZM25 262H27V261H25ZM43 262H45V261H43ZM82 262H85V261H82ZM79 263H81V262H79ZM45 264H46V262H45ZM49 264H51V263H49ZM172 264H175V263H172Z\"/></svg>", "mask_w": 264, "mask_h": 264}, {"label": "built area", "instance_id": "3", "mask_svg": "<svg viewBox=\"0 0 264 264\" xmlns=\"http://www.w3.org/2000/svg\"><path fill=\"white\" fill-rule=\"evenodd\" d=\"M168 252H169L168 250H165L162 252V254L166 256ZM152 254H153V249L151 246H149V243H147L144 249L143 257H142L143 264H153ZM213 256L214 255L212 254L211 257L208 259V264H219L218 261L214 260ZM164 264H166V262Z\"/></svg>", "mask_w": 264, "mask_h": 264}]
</instances>
